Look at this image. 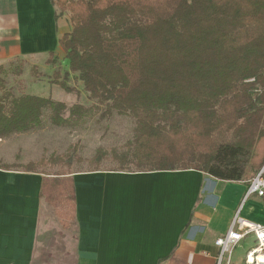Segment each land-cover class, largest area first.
<instances>
[{"label":"trees","instance_id":"trees-1","mask_svg":"<svg viewBox=\"0 0 264 264\" xmlns=\"http://www.w3.org/2000/svg\"><path fill=\"white\" fill-rule=\"evenodd\" d=\"M50 1L55 19L67 13L70 22L58 40L68 71L60 80L54 71L55 83L77 91L66 82L74 74L93 103L16 95L0 77V140L40 128L46 111L61 127L117 113L134 119L132 139L97 148L86 171L192 169L247 186L264 168V0ZM107 156L116 167L102 169ZM59 163L67 168L45 171ZM70 165L51 154L0 168L42 174L40 197L67 229L76 211Z\"/></svg>","mask_w":264,"mask_h":264},{"label":"crops","instance_id":"crops-1","mask_svg":"<svg viewBox=\"0 0 264 264\" xmlns=\"http://www.w3.org/2000/svg\"><path fill=\"white\" fill-rule=\"evenodd\" d=\"M55 14L50 0H0V66L62 51L58 40L67 29ZM42 177L0 168V264H217L214 240L227 232L237 210L264 224L262 198L245 199L247 186L240 181L192 169L85 170L72 174V234H50L43 220ZM248 238L234 248L230 264H245L254 246L253 241L243 248Z\"/></svg>","mask_w":264,"mask_h":264},{"label":"rangeland","instance_id":"rangeland-1","mask_svg":"<svg viewBox=\"0 0 264 264\" xmlns=\"http://www.w3.org/2000/svg\"><path fill=\"white\" fill-rule=\"evenodd\" d=\"M56 11L59 12L58 9ZM59 17L63 23L65 22L67 31L70 30L68 14H59ZM54 56L57 59L54 64L46 63L48 55L36 59L23 60L17 58L3 64L0 69V77L4 80L5 88L11 89L16 95L29 94L61 101L67 107L75 103L90 106L93 101L83 90L82 82L77 80L74 74H69L66 82L77 91L67 93L55 83L56 78L53 72L59 71V80L62 79L64 72L68 71V62L63 51L55 53ZM20 62L22 65L21 74L16 75L14 66H17ZM48 114L49 111L44 113L43 124L40 128L25 133L12 134L0 140V165L20 164L24 166L29 162H37L40 158H48L51 154H54L70 156L69 171H85L91 167L86 160L95 154L97 148L101 147L107 151L112 148L123 149V145L131 140L134 135V119L128 115L113 113L111 117L103 118L99 116L100 113H97L94 117L76 126L61 127L53 125L48 119ZM78 158L84 161L79 163ZM114 167H116V164L107 156L102 163V169H112ZM66 168V165L59 163L52 167H46L45 171L57 173ZM16 169H22V167ZM43 220L45 228L50 234H54L53 231L59 230L62 232V236H64V233L67 234L68 231V234L71 235L74 230V222L67 229H63L53 208L44 200ZM47 234H43V241H46ZM253 241V238L249 237L243 248H248L253 244ZM243 248H238L237 251L239 252ZM231 253H226L223 256L222 264H228L231 261ZM41 257H44V253L41 254ZM35 264L70 263L64 260H38Z\"/></svg>","mask_w":264,"mask_h":264},{"label":"built area","instance_id":"built-area-1","mask_svg":"<svg viewBox=\"0 0 264 264\" xmlns=\"http://www.w3.org/2000/svg\"><path fill=\"white\" fill-rule=\"evenodd\" d=\"M263 171L264 168L249 180L244 194L245 199L252 195L259 198L264 197ZM248 237L254 239V246L247 250L245 263L264 264V262L258 260V254H264V224L244 218L239 210L235 212L227 232L214 240V245L218 248L217 264H222L223 256L226 253L230 254L240 242ZM250 255L253 256L252 261L249 259Z\"/></svg>","mask_w":264,"mask_h":264},{"label":"bare ground","instance_id":"bare-ground-1","mask_svg":"<svg viewBox=\"0 0 264 264\" xmlns=\"http://www.w3.org/2000/svg\"><path fill=\"white\" fill-rule=\"evenodd\" d=\"M249 259H250V261H252L253 260V256L250 255ZM258 260L261 261V262H264V254L259 253L258 254Z\"/></svg>","mask_w":264,"mask_h":264}]
</instances>
